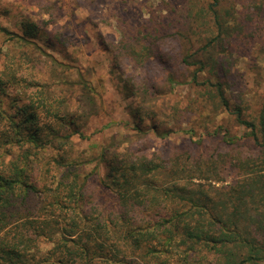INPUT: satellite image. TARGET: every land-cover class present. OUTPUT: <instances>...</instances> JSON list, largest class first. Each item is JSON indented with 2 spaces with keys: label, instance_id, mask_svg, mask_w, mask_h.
Instances as JSON below:
<instances>
[{
  "label": "rangeland",
  "instance_id": "obj_1",
  "mask_svg": "<svg viewBox=\"0 0 264 264\" xmlns=\"http://www.w3.org/2000/svg\"><path fill=\"white\" fill-rule=\"evenodd\" d=\"M211 2L0 0V29L11 32L0 30V59H21L36 83L13 84L1 107L11 113L14 97L33 94L62 100L86 135H74L67 149L78 157L90 193H106V201L110 193L96 185L108 170L105 159L138 147L158 160L179 155L202 165L206 187L234 185L264 150L231 113L241 107L262 139L264 19L257 10L264 0H220L226 18L250 25L249 37L226 36L203 52L217 34ZM199 59L206 63L200 81H221L228 111L214 87L193 83Z\"/></svg>",
  "mask_w": 264,
  "mask_h": 264
},
{
  "label": "trees",
  "instance_id": "obj_2",
  "mask_svg": "<svg viewBox=\"0 0 264 264\" xmlns=\"http://www.w3.org/2000/svg\"><path fill=\"white\" fill-rule=\"evenodd\" d=\"M219 1L209 3L217 34L203 52L226 36L249 37L250 25L226 18ZM259 6L257 18L264 19V2ZM195 63L193 83L214 87L228 111L221 81H200L206 63ZM25 65L0 59V96L13 84L36 85ZM12 100L10 113L0 99V264H264L263 149L240 181L210 188L201 182L204 167L179 155L158 160L142 147L116 153L96 184L110 193L106 201V193H90L78 157L67 149L74 135L86 136L79 116L54 96ZM231 113L264 148V128L261 139L241 107Z\"/></svg>",
  "mask_w": 264,
  "mask_h": 264
}]
</instances>
